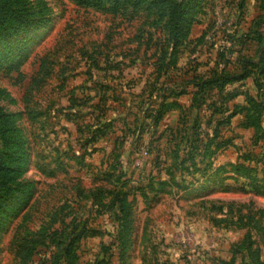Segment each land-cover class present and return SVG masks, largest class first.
Here are the masks:
<instances>
[{
  "label": "rangeland",
  "instance_id": "374dc122",
  "mask_svg": "<svg viewBox=\"0 0 264 264\" xmlns=\"http://www.w3.org/2000/svg\"><path fill=\"white\" fill-rule=\"evenodd\" d=\"M29 3L45 23L0 42V264H264V0H204L162 70L157 16Z\"/></svg>",
  "mask_w": 264,
  "mask_h": 264
},
{
  "label": "trees",
  "instance_id": "16d2710c",
  "mask_svg": "<svg viewBox=\"0 0 264 264\" xmlns=\"http://www.w3.org/2000/svg\"><path fill=\"white\" fill-rule=\"evenodd\" d=\"M74 1L85 7L106 10L113 15L125 14L128 10H130L132 14L139 11H144L149 15L157 16L159 22H161L162 24L161 32H165V40L163 42L164 44L162 43L163 45H159L158 47L160 48V52L163 51L167 53V55L164 57L169 58L168 63H160V65L158 66V69L162 70L163 65H169L172 58L177 53L178 47H180L182 43L186 41L189 36L191 27L194 24H197V22L195 21V15L200 11L201 5L204 0ZM30 5L31 4L29 3V0H0V42L12 38L25 31L39 28L45 23L42 17L39 18L36 14L33 13ZM204 36L205 35H202L197 38L196 42L203 40ZM152 38L153 35L152 33H150L148 41H151ZM249 64L250 63H248V61H244L242 65V73L237 76L223 74L219 76L217 74H213L214 76L209 77L210 79L195 84V88L197 89L196 93H203L205 89L212 88H216L220 92L224 91L226 85L232 82L242 81L249 75V67L251 68ZM252 66H263L262 57L259 58L258 63L253 64ZM184 94L185 92L183 91V89H178L177 92L175 91L173 101L168 102L166 99H163L162 102L157 105L156 110L151 111L152 114H145V119L150 118V120L152 121V125L157 127L159 126L165 115L170 111H179L180 115H182L183 118L184 109L176 100ZM202 102L205 103L204 100H202L201 103ZM191 106H195L193 100ZM195 107H198V104ZM156 127H154V129ZM160 135L158 137H160ZM4 154L5 153H2L1 156ZM6 170V167L0 160V208L4 207L7 204L9 197L13 192L12 187L8 184L6 175L4 173ZM151 172L152 170H149V173ZM152 178L153 177L150 178L151 181ZM167 183L168 182L164 181L159 184L167 187ZM147 188L151 189V182L147 185ZM119 194V191L115 193L112 205H116L117 203L120 204L121 220L124 221L127 219L128 215L125 212L124 206L122 205V199L120 198ZM72 243L73 241L66 249L68 258H71Z\"/></svg>",
  "mask_w": 264,
  "mask_h": 264
},
{
  "label": "built area",
  "instance_id": "2783aa9c",
  "mask_svg": "<svg viewBox=\"0 0 264 264\" xmlns=\"http://www.w3.org/2000/svg\"><path fill=\"white\" fill-rule=\"evenodd\" d=\"M146 156H147V152L144 151V152L142 153V155H141V159H142V158L145 159ZM136 165H137V166H142V164H139L138 162L136 163Z\"/></svg>",
  "mask_w": 264,
  "mask_h": 264
}]
</instances>
